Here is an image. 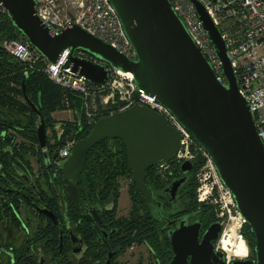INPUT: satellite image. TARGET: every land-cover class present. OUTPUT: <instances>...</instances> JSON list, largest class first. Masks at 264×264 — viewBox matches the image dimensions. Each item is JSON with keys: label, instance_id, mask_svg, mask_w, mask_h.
<instances>
[{"label": "water", "instance_id": "95a60500", "mask_svg": "<svg viewBox=\"0 0 264 264\" xmlns=\"http://www.w3.org/2000/svg\"><path fill=\"white\" fill-rule=\"evenodd\" d=\"M135 53L130 60L74 25L51 36L35 15L34 0H0L13 27L30 47L48 63L55 64L69 50L67 69L96 88L104 85L109 69L128 73L136 89L164 108L208 155L222 185L230 192L236 210L253 236V258L229 264H264V144L257 136L252 114L238 93L219 29L204 7L191 0L203 30L221 62L226 84L220 83L200 48L195 44L169 0H108ZM81 51L93 60L73 57ZM24 94V86H23ZM37 117L38 144L46 151V126L38 108L25 96ZM59 126V124H57ZM120 140L127 149L130 179L146 205L157 203L143 182L144 171L170 162L180 149L179 132L148 107L136 104L126 110L98 118L83 139L77 141L61 167L68 181L71 200L78 206L74 179L84 169L89 151L101 141ZM46 155V153H44ZM193 162L180 167L184 178L168 187L171 196L184 184ZM51 219L49 211H43ZM184 219H187L184 217ZM201 224L185 223L168 233L172 257L168 264H226L215 249L222 230L219 222L208 226L200 237ZM109 264V263H107Z\"/></svg>", "mask_w": 264, "mask_h": 264}, {"label": "flooded vegetation", "instance_id": "af4514ba", "mask_svg": "<svg viewBox=\"0 0 264 264\" xmlns=\"http://www.w3.org/2000/svg\"><path fill=\"white\" fill-rule=\"evenodd\" d=\"M1 127L3 137L10 133H15V137L0 146V264H121L118 260L124 254L120 251L125 230L129 228L123 227L124 219L130 215L131 206L126 216H118V203L115 210L99 192L95 191L92 197L80 192L79 176L84 172L85 165L83 172L74 179L79 200L77 206L69 196L68 181L63 179L61 168H54L55 162H59L56 143L63 132L74 129L75 121L71 122V126L48 124L46 151L41 150L37 139L34 149L25 155L21 151L29 147L28 139L7 126ZM47 130L51 132L50 137ZM75 134L71 133L74 144L77 142L73 137ZM114 140L112 145L110 140H104L112 151L115 149ZM126 162V168L123 162L115 161V165H120L121 179H127L130 185L134 182L130 179L127 157ZM183 162L174 157L166 164L152 166L144 171L143 182L153 192L157 203L152 211L142 199L144 206L153 216L159 232L167 235L168 242V233L177 229L182 220L187 224L199 222L196 216L190 215L184 208L189 179L177 188L173 196L168 191L173 181L185 177L180 170ZM176 167L179 175L168 182ZM150 169H155L164 181L162 187L151 184L150 180L145 183V172ZM43 211L51 212L54 219ZM208 226L203 229L201 224L200 237ZM140 245L146 247L148 257L152 258L148 246Z\"/></svg>", "mask_w": 264, "mask_h": 264}, {"label": "built area", "instance_id": "2783aa9c", "mask_svg": "<svg viewBox=\"0 0 264 264\" xmlns=\"http://www.w3.org/2000/svg\"><path fill=\"white\" fill-rule=\"evenodd\" d=\"M35 15L42 25H44L51 36L58 35L61 31L76 25L89 35L96 37L103 43L108 44L124 57L134 60L135 53L124 33L122 24L108 0H34ZM175 13L183 22L186 30L195 44L209 61L216 79L226 84V79L222 72V65L211 46L207 34L203 30L191 0H169ZM205 9L213 24L219 29L222 41L225 44L226 53L230 61V66L238 85V93L244 99L252 114L254 127L257 136L264 144V0H197ZM0 13L6 14L5 9L0 4ZM70 13H73L72 15ZM1 47L16 61L22 64H35L36 59L44 62L42 72L49 81L79 94L82 100H87L89 89H103L110 76L115 75L118 81L113 80L110 88L114 93L119 94V100L123 106L107 112L103 117L112 115L115 112L126 110L136 104H141L161 115L166 123L175 128L180 134V149L175 157L180 161L193 162L192 146L203 152L207 158L208 165L213 171L214 181L210 182L208 197L211 191H215L219 196L220 217L227 215L229 219L236 221V217L242 220L241 228L245 224L236 210L235 203L230 192L222 185L212 161L208 155L194 142L192 136L184 130L175 119L160 105L148 96H144L136 89L133 78L128 77V73H121L109 69V77L100 88L92 86L78 72L73 71V63L64 68L69 55L66 49L58 57L55 64L48 63L26 42L10 40L1 44ZM73 57L93 60L81 51H75ZM41 58V59H40ZM113 94L110 95L111 105L115 106ZM136 94V95H135ZM137 99L136 100V97ZM88 124L101 118V114H91L85 112ZM74 141L68 139L58 150L59 162L56 161L54 168L60 169L63 162L68 158ZM205 197V198H208ZM214 198V197H213ZM198 200H203L198 198ZM224 221L220 218L219 224L223 228ZM230 225V226H231ZM230 228H228L229 230ZM237 232L238 240H246L243 235ZM222 231V230H221ZM226 232L223 231L222 236ZM219 243V242H218ZM215 249L224 254L226 264L235 258H229L228 254L219 249V244ZM248 246V245H247Z\"/></svg>", "mask_w": 264, "mask_h": 264}, {"label": "trees", "instance_id": "16d2710c", "mask_svg": "<svg viewBox=\"0 0 264 264\" xmlns=\"http://www.w3.org/2000/svg\"><path fill=\"white\" fill-rule=\"evenodd\" d=\"M18 39L26 42V39L13 27L7 15L0 13V41ZM23 65L25 64L14 60L0 45V124L1 126L9 127L13 132H17L21 137L28 139L30 142L29 147L26 146L24 149L26 151H21L22 155H25L28 153L27 151L33 150L34 145L37 143L35 130L37 117L25 96L38 108L45 126L53 123L71 126V122H65L68 125H65L64 122H54L50 114L61 108L60 103L64 99L70 104V109L82 113V98L79 94L61 88L49 81L46 75L41 73L40 65L37 64L29 69H24ZM23 86L24 94L22 91ZM74 121V129L63 132L56 143L57 148H61L66 140L72 138L71 133H76L73 136L75 141L83 139L89 134L93 124L89 125L86 118L78 115ZM1 126L0 146H4V142L13 140L15 133H10L7 137H3ZM114 145L115 149L112 151L108 143L102 141L90 150L84 172L79 176L81 182L79 190L87 193L90 197L93 196L95 191L99 192L104 201L111 203L116 210L120 194L119 180L122 178V174L120 165H115V161L123 162L126 168L127 156L126 149L119 140L115 139ZM197 167L198 164L193 161L192 171L188 174L189 180L186 187L187 193L184 208L187 213L196 216L204 229L211 223L219 221L215 219L211 209L208 210L209 212L199 209L195 195L197 185L193 178V172ZM150 170L145 172V183L150 180L151 184L162 187L164 181L160 179L155 169ZM178 173L179 169L177 167L174 168L168 182L176 178L179 175ZM128 194L132 210L128 218L124 219L123 227L129 226V228L127 227L125 230V240L120 253L125 252L126 248L133 243L146 244L152 254V263L150 264H167L172 257L167 235L159 232L153 216L145 208L143 198L134 183L128 185ZM242 233L249 247L250 255L253 257V236L246 224L243 226Z\"/></svg>", "mask_w": 264, "mask_h": 264}, {"label": "rangeland", "instance_id": "374dc122", "mask_svg": "<svg viewBox=\"0 0 264 264\" xmlns=\"http://www.w3.org/2000/svg\"><path fill=\"white\" fill-rule=\"evenodd\" d=\"M71 15L73 13H70ZM10 40H2L0 41V45L4 42H7ZM17 41H21L18 39ZM40 65V71L42 72L43 68V61L37 60L35 61V64L28 65H23L25 68L24 69H29L32 66L35 67L36 65ZM115 80L118 81V78L115 75L110 76L108 82L109 84L106 83L105 87L103 89H94L90 88L89 89V95L87 100H81L82 101V113L76 112V110L70 109V104L67 102V100L62 101L60 103V109H57L53 111L50 114V117L54 122H72L74 120L75 116H83L85 118V112L88 111L91 114H101V117H103L107 112L115 109H119L123 106L122 102L119 100V94L112 92L110 88V83ZM113 94V99L115 100V106L111 105V97L110 95ZM136 95V94H135ZM136 100L137 96L135 97ZM77 113V114H76ZM47 135L48 137L51 136L50 130H47ZM192 154L194 158L192 159L193 161H196L198 164L197 169L193 172V178L196 182V188H195V195H196V201L199 205V209L203 211H207L211 209V213L215 216V219L220 221V218L224 221L223 223V228L220 233V237L222 236L223 231L228 234V228H230V225L233 223V219H229L227 215H223L220 217L219 214V194L215 193L214 189L211 191L212 196L208 197V193L210 191V182L214 181L213 177V171H211L210 166L208 165L207 158L203 152L195 149L192 146ZM64 163V162H63ZM128 180L127 179H121L119 184H120V197L118 200V216H126L129 210L130 205V197L128 194ZM203 200H198V198ZM208 197V198H205ZM214 197V198H213ZM239 217V216H237ZM240 228L242 224V220L240 219ZM244 226V225H243ZM226 227V228H225ZM239 228V230H240ZM243 227L240 230V233H242ZM219 237V239H220ZM244 237V235H243ZM245 239V237H244ZM246 240V239H245ZM219 241V240H218ZM218 241H216L215 246H217ZM245 242V241H244ZM247 246V242H245ZM248 249V257L247 258H253L250 255V250L249 247L247 246ZM149 253L148 250L144 245L136 244V245H130L126 248L124 254L119 258V262L121 264H150L152 263V258L148 257ZM232 258V257H231ZM238 259V258H235ZM142 261V262H141Z\"/></svg>", "mask_w": 264, "mask_h": 264}, {"label": "bare ground", "instance_id": "6f19581e", "mask_svg": "<svg viewBox=\"0 0 264 264\" xmlns=\"http://www.w3.org/2000/svg\"><path fill=\"white\" fill-rule=\"evenodd\" d=\"M128 77H131V75H128ZM240 223V218L236 217V221L230 226L228 234L225 233L218 241L219 249L227 253L229 258L246 259L249 254L244 240H238L237 238Z\"/></svg>", "mask_w": 264, "mask_h": 264}]
</instances>
